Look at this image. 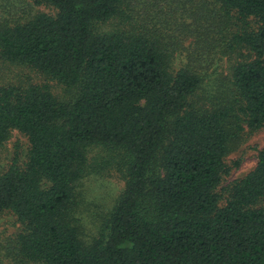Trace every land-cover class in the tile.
Listing matches in <instances>:
<instances>
[{
  "label": "trees",
  "instance_id": "trees-1",
  "mask_svg": "<svg viewBox=\"0 0 264 264\" xmlns=\"http://www.w3.org/2000/svg\"><path fill=\"white\" fill-rule=\"evenodd\" d=\"M33 1L56 14L0 0V66L77 92L0 75V150L14 131L29 141L0 173V215L21 223L0 264H264V147L222 187L227 156L264 128V0ZM187 40L253 57L214 80L199 56L175 65ZM96 145L126 187L90 243L74 214Z\"/></svg>",
  "mask_w": 264,
  "mask_h": 264
},
{
  "label": "rangeland",
  "instance_id": "rangeland-1",
  "mask_svg": "<svg viewBox=\"0 0 264 264\" xmlns=\"http://www.w3.org/2000/svg\"><path fill=\"white\" fill-rule=\"evenodd\" d=\"M25 1L28 5L33 6L34 13L56 14L57 12L50 5L35 4L33 0ZM231 23L235 24L236 19ZM238 29L237 25L231 24L227 39L231 41L232 35ZM189 41L187 40L184 48L178 52L175 65H182L192 57L199 56L202 59L203 70L214 80L230 74L232 66L239 60L253 57V54L246 49H237L231 52L226 48L213 51L210 48L207 50L202 48V51H199L196 45L190 44ZM9 73L16 77V81L31 80L33 83H49L52 86V91L62 100L71 99L77 92V88H68L55 81H50L46 76L32 68L16 64L0 66V75L5 76ZM263 147L264 128L256 133L249 134L245 142L227 156L226 161L232 167V170L230 175L225 178L222 187L231 185L234 181L242 179L250 173L256 167L259 151ZM28 148V138L21 132L14 131L10 140L0 150V173L10 166L16 155L21 163L24 162ZM114 155V152L108 147L90 146L88 173L78 183L77 206L74 217L83 239L90 243L106 232L110 213L125 191L126 180L118 167L117 160L113 158ZM235 162H238L237 166H235ZM20 228L21 223L12 212L2 213L0 215V245H5L17 234Z\"/></svg>",
  "mask_w": 264,
  "mask_h": 264
}]
</instances>
